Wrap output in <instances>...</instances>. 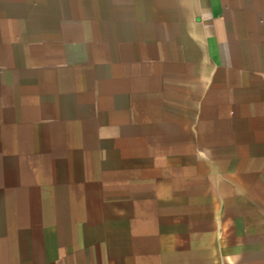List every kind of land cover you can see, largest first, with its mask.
<instances>
[{"label":"crops","instance_id":"obj_1","mask_svg":"<svg viewBox=\"0 0 264 264\" xmlns=\"http://www.w3.org/2000/svg\"><path fill=\"white\" fill-rule=\"evenodd\" d=\"M84 214L111 264H264V0H0V264Z\"/></svg>","mask_w":264,"mask_h":264},{"label":"rangeland","instance_id":"obj_2","mask_svg":"<svg viewBox=\"0 0 264 264\" xmlns=\"http://www.w3.org/2000/svg\"><path fill=\"white\" fill-rule=\"evenodd\" d=\"M75 209V205H73V210ZM75 212V211H73ZM78 221L80 222L83 231L84 232H79V233H74L71 236L72 242L69 244L72 248H78V247H84L88 248L87 246L84 245H91L90 250L85 249L82 252H73V257L75 256V258L72 260L73 263L75 264H111V260L109 258V256L107 255V252H105L106 247L105 245H107L108 249V253L110 252V241L107 242V231L108 229L111 227V220L109 219H100V227H93V228H87L85 229V226L87 224L88 221V217L87 214L78 217ZM46 228H49V224H45L44 225ZM43 228H39V231H42ZM90 229L94 232L91 235H85V233H89L86 231H90ZM38 231V232H39ZM96 232V233H95ZM31 236H26V238H30ZM33 237V236H32ZM31 237V238H32ZM34 239H37L40 242L39 243H33L34 246L39 247L38 250L34 249V254H36L37 256L34 258V260H27L24 262H28V263H37L39 262L41 263H46L48 262V259H55L53 261L56 262V264H60L61 261H63V257H60L61 255H63L65 252V250H58V248H62L65 247L66 248V242L63 240V238L59 235H54L51 238V243H49L48 245H45V242L43 239H45V236L42 235V233L39 232V234L37 236L33 237ZM86 238H89V240L91 242H89L90 244L86 243ZM107 243V244H106ZM47 247V248H46ZM56 247L57 251H53L52 249ZM52 248V249H51ZM63 251V252H62ZM78 254V255H77ZM25 255L27 257L25 258H29L31 257V253L26 252ZM56 256V257H55ZM68 261V259H66Z\"/></svg>","mask_w":264,"mask_h":264}]
</instances>
